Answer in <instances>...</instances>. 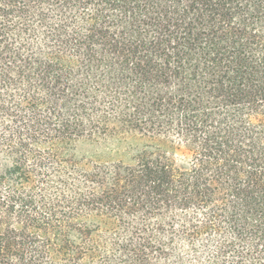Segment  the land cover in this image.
Masks as SVG:
<instances>
[{
    "label": "trees",
    "instance_id": "1",
    "mask_svg": "<svg viewBox=\"0 0 264 264\" xmlns=\"http://www.w3.org/2000/svg\"><path fill=\"white\" fill-rule=\"evenodd\" d=\"M0 264H264V0H0Z\"/></svg>",
    "mask_w": 264,
    "mask_h": 264
},
{
    "label": "rangeland",
    "instance_id": "2",
    "mask_svg": "<svg viewBox=\"0 0 264 264\" xmlns=\"http://www.w3.org/2000/svg\"><path fill=\"white\" fill-rule=\"evenodd\" d=\"M172 155L178 164H182L187 159V154L184 148L180 145H176L173 149Z\"/></svg>",
    "mask_w": 264,
    "mask_h": 264
}]
</instances>
